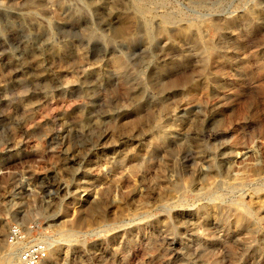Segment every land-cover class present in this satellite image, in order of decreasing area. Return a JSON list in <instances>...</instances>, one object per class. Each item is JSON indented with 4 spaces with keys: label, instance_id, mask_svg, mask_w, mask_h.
<instances>
[{
    "label": "rangeland",
    "instance_id": "rangeland-1",
    "mask_svg": "<svg viewBox=\"0 0 264 264\" xmlns=\"http://www.w3.org/2000/svg\"><path fill=\"white\" fill-rule=\"evenodd\" d=\"M38 245L264 264V0H0V264Z\"/></svg>",
    "mask_w": 264,
    "mask_h": 264
},
{
    "label": "built area",
    "instance_id": "built-area-1",
    "mask_svg": "<svg viewBox=\"0 0 264 264\" xmlns=\"http://www.w3.org/2000/svg\"><path fill=\"white\" fill-rule=\"evenodd\" d=\"M44 256V248L38 245L33 248L23 250L20 253L19 258L22 264H37L43 260Z\"/></svg>",
    "mask_w": 264,
    "mask_h": 264
},
{
    "label": "bare ground",
    "instance_id": "bare-ground-1",
    "mask_svg": "<svg viewBox=\"0 0 264 264\" xmlns=\"http://www.w3.org/2000/svg\"><path fill=\"white\" fill-rule=\"evenodd\" d=\"M86 9V8H85ZM141 34V33H140ZM210 52H211V50H210ZM121 64V63H120ZM124 64V63H123ZM120 66V65H119ZM123 66V65H122ZM80 67V66H79ZM120 68V67H119ZM171 100V99H170ZM155 122V121H154ZM156 124V123H155ZM154 125V124H153ZM157 125V124H156ZM194 125V124H193ZM155 126V125H154ZM157 128V127H156ZM158 128H161V127H158ZM163 130V129H162ZM149 138V137H148ZM16 142V141H15ZM257 165V164H256ZM245 206V205H244ZM257 206V205H256ZM246 208V207H245ZM249 209H247V210H242L241 212V216H243L244 217V220H245V218H247V219H251V217H253V216H251L252 214H251V211H248ZM238 213H239V211H238ZM239 215V214H238ZM244 222V221H243ZM58 247H52V248H50V250H48V257H47V260H49V259H51V258H53V257H55L57 254H58ZM12 259H16V258H14V257H12Z\"/></svg>",
    "mask_w": 264,
    "mask_h": 264
}]
</instances>
